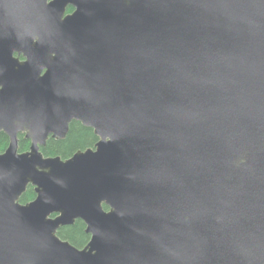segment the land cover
Masks as SVG:
<instances>
[{
  "label": "water",
  "instance_id": "95a60500",
  "mask_svg": "<svg viewBox=\"0 0 264 264\" xmlns=\"http://www.w3.org/2000/svg\"><path fill=\"white\" fill-rule=\"evenodd\" d=\"M0 132V264H264V0H0Z\"/></svg>",
  "mask_w": 264,
  "mask_h": 264
},
{
  "label": "trees",
  "instance_id": "16d2710c",
  "mask_svg": "<svg viewBox=\"0 0 264 264\" xmlns=\"http://www.w3.org/2000/svg\"><path fill=\"white\" fill-rule=\"evenodd\" d=\"M72 8H70V11ZM98 140L92 128L84 126L79 121H73L70 126V131L65 139L57 140L50 138L42 151L46 156H62L68 158L79 149H85L93 146ZM9 136L0 132V153L5 151L9 145ZM31 141L25 138L24 134H20V150H29ZM36 197L34 188L30 186L27 192L21 197L22 202H28ZM85 223L82 220H77L73 225L63 226L59 231V235L69 240L72 244L78 247L84 246L90 239V235L85 232Z\"/></svg>",
  "mask_w": 264,
  "mask_h": 264
},
{
  "label": "flooded vegetation",
  "instance_id": "af4514ba",
  "mask_svg": "<svg viewBox=\"0 0 264 264\" xmlns=\"http://www.w3.org/2000/svg\"><path fill=\"white\" fill-rule=\"evenodd\" d=\"M70 8H72V10L70 11ZM74 10V8L72 7V6H70L69 8H68V11H67V13H70V12H72ZM92 130H93V132H94V129L92 128ZM95 134V133H94ZM97 136V135H96ZM98 137V136H97ZM99 139V138H98ZM98 141V140H97ZM96 144V143H95ZM95 144L93 145V146H89V147H94L95 146ZM89 147H87V148H89ZM87 148H85V149H87ZM72 156V155H71ZM66 159V158H65ZM30 186H32L33 188H34V191H35V193H36V190H35V186H33L32 184H30L29 186H28V188H27V190H26V192L28 191V189L30 188ZM23 196V195H22ZM21 196V197H22ZM36 197H37V193H36ZM35 197V198H36ZM35 198L33 199V200H35ZM33 200H30V201H28V202H31V201H33ZM20 201H21V199H20ZM22 202V201H21ZM28 202H22V203H24V204H26V203H28ZM105 209H108V207L107 206H105ZM57 214H53L52 216L53 217H55ZM77 220H82V219H80V218H78ZM76 220V221H77ZM76 221H75V223H76ZM83 221V220H82ZM84 222V221H83ZM74 223V224H75ZM85 223V222H84ZM70 225H73V224H70ZM65 226H67V225H65ZM85 232L87 233V231H86V229H87V225H86V223H85ZM63 227V226H62ZM61 227V228H62ZM61 228L59 229V231L61 230ZM59 231H58V234H59ZM88 235H90L89 233H87ZM61 237V236H60ZM64 239V238H63ZM90 239H91V235H90ZM90 239H89V241H90ZM67 240V239H66ZM88 241V242H89ZM88 242L84 245V246H82V247H79V248H83V247H85L87 244H88ZM78 247V246H77Z\"/></svg>",
  "mask_w": 264,
  "mask_h": 264
}]
</instances>
